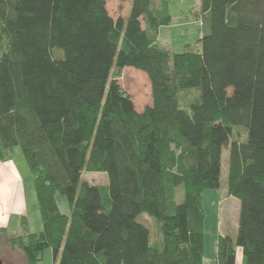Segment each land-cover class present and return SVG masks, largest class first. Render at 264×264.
<instances>
[{
    "label": "trees",
    "instance_id": "1",
    "mask_svg": "<svg viewBox=\"0 0 264 264\" xmlns=\"http://www.w3.org/2000/svg\"><path fill=\"white\" fill-rule=\"evenodd\" d=\"M118 1L130 6L115 19L107 0H0V159L21 147L42 220L0 235L26 264L48 247L58 264H203V192L219 187L226 146L240 211L217 263L237 264L239 247L264 264V0H200L201 47L179 52L158 39L168 0ZM114 65L147 74L150 104L136 108Z\"/></svg>",
    "mask_w": 264,
    "mask_h": 264
},
{
    "label": "rangeland",
    "instance_id": "2",
    "mask_svg": "<svg viewBox=\"0 0 264 264\" xmlns=\"http://www.w3.org/2000/svg\"><path fill=\"white\" fill-rule=\"evenodd\" d=\"M130 1L107 0V9L113 18L125 17L128 13ZM171 21L159 29L158 39L162 46L171 51L197 50L201 47L200 37L204 31L201 24L202 10L200 0H168ZM111 77L118 79L125 92L130 94L136 108L142 109L151 103V87L147 74L135 67L126 66L111 69ZM13 159L22 169V178L25 181V204L30 224V231H40L41 215L36 202L34 180L27 165L20 146H15L12 152ZM23 169L26 170L24 174ZM228 149H222L220 185L216 188H206L203 192L202 205L204 209V256L203 264H218L216 242L219 235H230L236 238L238 232V217L240 201L227 192ZM81 179L92 184L108 185V175L102 171H83ZM180 192V191H179ZM178 199H181L180 194ZM56 200L61 212L69 214L70 207L67 197L56 193ZM138 219L144 222L150 230V239L153 244H160L162 231L153 216L147 212L139 214ZM237 250V264H245L241 249ZM0 258L5 264H26L25 256L17 247L0 235ZM60 254L54 258L51 247L42 253L43 264H58Z\"/></svg>",
    "mask_w": 264,
    "mask_h": 264
},
{
    "label": "crops",
    "instance_id": "3",
    "mask_svg": "<svg viewBox=\"0 0 264 264\" xmlns=\"http://www.w3.org/2000/svg\"><path fill=\"white\" fill-rule=\"evenodd\" d=\"M20 163L21 159L18 164L12 155L9 159H0V229L15 234L24 233L23 219L27 221V229H31L25 204V181L22 169L18 167ZM23 172L26 174V170ZM39 223L35 227L42 229V221Z\"/></svg>",
    "mask_w": 264,
    "mask_h": 264
},
{
    "label": "water",
    "instance_id": "4",
    "mask_svg": "<svg viewBox=\"0 0 264 264\" xmlns=\"http://www.w3.org/2000/svg\"><path fill=\"white\" fill-rule=\"evenodd\" d=\"M0 264H5L1 258H0Z\"/></svg>",
    "mask_w": 264,
    "mask_h": 264
},
{
    "label": "built area",
    "instance_id": "5",
    "mask_svg": "<svg viewBox=\"0 0 264 264\" xmlns=\"http://www.w3.org/2000/svg\"><path fill=\"white\" fill-rule=\"evenodd\" d=\"M201 24H202V22H201Z\"/></svg>",
    "mask_w": 264,
    "mask_h": 264
}]
</instances>
